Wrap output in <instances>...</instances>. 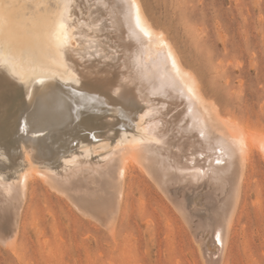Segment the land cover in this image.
<instances>
[{
    "label": "bare ground",
    "instance_id": "1",
    "mask_svg": "<svg viewBox=\"0 0 264 264\" xmlns=\"http://www.w3.org/2000/svg\"><path fill=\"white\" fill-rule=\"evenodd\" d=\"M66 2L0 0V244L19 253L38 181L116 241L136 168L180 213L204 263H224L253 147L264 163V127L204 95L141 0ZM61 11L76 29L63 46Z\"/></svg>",
    "mask_w": 264,
    "mask_h": 264
},
{
    "label": "rangeland",
    "instance_id": "2",
    "mask_svg": "<svg viewBox=\"0 0 264 264\" xmlns=\"http://www.w3.org/2000/svg\"><path fill=\"white\" fill-rule=\"evenodd\" d=\"M141 1L204 95L224 113L264 127V0ZM257 150L222 264H264V163ZM144 174L129 171L136 186L131 215L116 241L46 185L31 184L22 248L16 255L0 244V264H203L182 216Z\"/></svg>",
    "mask_w": 264,
    "mask_h": 264
},
{
    "label": "snow or ice",
    "instance_id": "3",
    "mask_svg": "<svg viewBox=\"0 0 264 264\" xmlns=\"http://www.w3.org/2000/svg\"><path fill=\"white\" fill-rule=\"evenodd\" d=\"M70 3H71V0H67L65 4V10H68V8L70 7ZM133 6H135V0H133ZM135 25H136V28L139 29L140 33H142L145 37H150L151 34L149 33V31H147L141 24V19H140L138 8L136 10V15H135ZM70 29L72 33H75L76 29L68 24L67 18L64 15V11H61L59 13V18L57 21V32L55 33L56 38L58 40V44L60 46H63L69 43L71 39V36L69 34ZM169 58H171V54H169ZM172 67L176 68L175 60L172 61ZM179 75H180L179 70H177V76ZM192 91L193 89L191 87H188V92L192 93ZM201 135H203V133H201ZM240 147H241V152L243 153V145L241 144ZM217 163H221V161L217 160ZM215 239L217 242H220L221 236L219 232L216 233Z\"/></svg>",
    "mask_w": 264,
    "mask_h": 264
}]
</instances>
